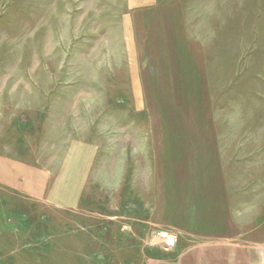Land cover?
<instances>
[{
	"label": "rangeland",
	"instance_id": "rangeland-1",
	"mask_svg": "<svg viewBox=\"0 0 264 264\" xmlns=\"http://www.w3.org/2000/svg\"><path fill=\"white\" fill-rule=\"evenodd\" d=\"M0 156V264H264V0H0Z\"/></svg>",
	"mask_w": 264,
	"mask_h": 264
},
{
	"label": "crops",
	"instance_id": "crops-1",
	"mask_svg": "<svg viewBox=\"0 0 264 264\" xmlns=\"http://www.w3.org/2000/svg\"><path fill=\"white\" fill-rule=\"evenodd\" d=\"M32 173L40 175L37 171L32 172L31 168L28 166H24L20 163H16L14 160L0 156V182L4 183L6 186L17 189L20 188L31 195L38 194L39 192H34L29 189L30 187L28 183L30 181L28 182L25 177H22L21 181L18 180V176H25L24 174L30 175ZM39 188H41V184ZM240 253L241 252L238 248H213L209 251L204 250L199 252L197 262L192 259L180 264H253L249 262H240V259L238 258Z\"/></svg>",
	"mask_w": 264,
	"mask_h": 264
},
{
	"label": "built area",
	"instance_id": "built-area-1",
	"mask_svg": "<svg viewBox=\"0 0 264 264\" xmlns=\"http://www.w3.org/2000/svg\"><path fill=\"white\" fill-rule=\"evenodd\" d=\"M174 242H175V236L174 235H172V234H166L165 235V245L167 248L170 246H173Z\"/></svg>",
	"mask_w": 264,
	"mask_h": 264
}]
</instances>
